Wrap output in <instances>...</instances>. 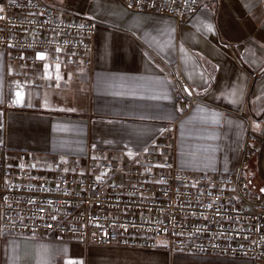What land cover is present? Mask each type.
Here are the masks:
<instances>
[{
  "label": "crops",
  "instance_id": "obj_1",
  "mask_svg": "<svg viewBox=\"0 0 264 264\" xmlns=\"http://www.w3.org/2000/svg\"><path fill=\"white\" fill-rule=\"evenodd\" d=\"M45 1L62 18L95 21L92 63L30 67L47 75L34 82L13 75L22 67L0 47V157L46 169L97 148L127 163L153 155L191 173H233L252 127L259 151L245 169L264 193V0H213L183 22L130 11L121 0ZM185 93L199 99L188 103ZM0 264L264 260L99 245L42 231L0 233Z\"/></svg>",
  "mask_w": 264,
  "mask_h": 264
},
{
  "label": "built area",
  "instance_id": "obj_2",
  "mask_svg": "<svg viewBox=\"0 0 264 264\" xmlns=\"http://www.w3.org/2000/svg\"><path fill=\"white\" fill-rule=\"evenodd\" d=\"M211 1L121 0L130 11L178 22ZM96 32L92 19L62 18L45 0H0V47L9 51L10 64L22 67L14 76L40 82L47 75L28 68L91 65ZM183 99L192 103L199 96ZM258 151L250 127L233 173H191L153 155L127 163L97 148L85 159L56 158L46 169L0 157V233L50 231L99 245L264 260V193L245 169Z\"/></svg>",
  "mask_w": 264,
  "mask_h": 264
}]
</instances>
